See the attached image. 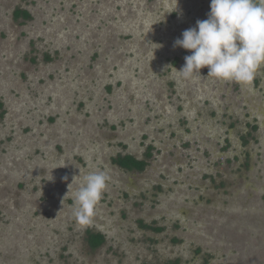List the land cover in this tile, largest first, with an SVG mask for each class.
<instances>
[{
    "label": "rangeland",
    "instance_id": "374dc122",
    "mask_svg": "<svg viewBox=\"0 0 264 264\" xmlns=\"http://www.w3.org/2000/svg\"><path fill=\"white\" fill-rule=\"evenodd\" d=\"M210 3L0 0V264H264V66L248 84L178 71L174 42ZM125 154L150 165L123 174ZM92 172L107 184L82 224ZM144 185L162 202L145 187L131 217L119 194Z\"/></svg>",
    "mask_w": 264,
    "mask_h": 264
},
{
    "label": "clouds",
    "instance_id": "9594fccd",
    "mask_svg": "<svg viewBox=\"0 0 264 264\" xmlns=\"http://www.w3.org/2000/svg\"><path fill=\"white\" fill-rule=\"evenodd\" d=\"M190 50L178 70L184 78L207 66L222 81L248 84L264 66V0H211L208 18L182 32L174 47ZM107 176L92 172L75 193L74 216L87 224L106 189Z\"/></svg>",
    "mask_w": 264,
    "mask_h": 264
},
{
    "label": "flooded vegetation",
    "instance_id": "af4514ba",
    "mask_svg": "<svg viewBox=\"0 0 264 264\" xmlns=\"http://www.w3.org/2000/svg\"><path fill=\"white\" fill-rule=\"evenodd\" d=\"M152 147V146H151ZM153 149V148H152ZM125 155H127V154H125ZM129 155V154H128ZM131 155V154H130ZM124 156V155H123ZM131 156H133V155H131ZM244 156H246V153L244 154ZM134 158H136V159H138V160H143L145 163H144V166H143V168L142 169H129V168H125V167H122V166H120V165H118L117 163H115V165H117V167L122 171V173L123 174H125V173H131V172H138L139 174H142L143 172H145L146 171V168L150 165V162H148L146 159H141V158H138V157H135V156H133ZM141 178H143V177H141ZM212 179H214V177H212ZM127 180H128V182H129V186L130 185H132L133 187H135V185H134V178H132V180H130L129 179V177H127ZM214 181V180H213ZM143 183H144V181H143ZM212 183V182H211ZM209 186V185H208ZM208 186H206V187H208ZM132 187V188H133ZM145 187H147V185H144V187L142 186L141 188H138V190H140V192H138V190H137V192L136 193H134V195H130V193L129 192H126L127 193V196H125L124 195V193L122 192V193H120L119 195L121 196L120 197V199L118 198V200H117V203H118V205H124V208H125V210H126V212H130V214H131V217H134V216H136V211H137V206L141 203V202H143L144 201V197L146 196V194H145V192L143 191V189L145 188ZM153 186H148L147 187V193H150V198H152V200L153 201H148L149 203H150V208H151V210L154 208H157L158 206H157V204L158 203H156V200H157V197H159V200H160V202H162L161 201V199H160V196H161V194H165V193H161V190H162V187L161 186H155V187H153ZM200 187V186H199ZM198 187V188H199ZM202 187H203V185H202ZM221 188V187H220ZM217 189V188H216ZM149 195V194H148ZM129 198V197H132V199H133V201L134 200H136V202H135V204H130L132 201H130V203H128L127 202V204H126V202L124 203V202H122V200H124V199H126V198ZM200 199H204V196H203V194L201 195V197H200ZM198 202H200L201 200H199V199H196ZM209 200H211V198H209ZM120 209V208H119ZM113 215V214H112ZM111 216V215H110ZM133 224L134 225H136V226H138V229L140 230V231H142V232H144V233H146V232H151V233H156V234H159V233H161L162 231H163V229L161 228V226H154V224H152V223H144V222H142V220L139 222V220H137V221H134L133 220ZM88 233H94V234H101L102 236H103V242L99 245V246H96V247H94V248H99V247H102L103 245H104V243L106 242V238H105V234L102 232V231H100V230H96V231H90V232H88ZM88 236V235H87ZM147 241H149V240H147ZM86 243H87V246H90L89 245V242H88V240H86ZM157 243V248H158V245H159V243H158V241L156 242L155 241V244ZM91 247V246H90ZM93 248V247H92ZM144 250V254H146L147 255V257L148 256H150V252H149V249H143ZM209 263V261L207 262V264ZM166 264H182L181 263V261L179 260V259H173V260H171V261H169V262H167Z\"/></svg>",
    "mask_w": 264,
    "mask_h": 264
},
{
    "label": "trees",
    "instance_id": "16d2710c",
    "mask_svg": "<svg viewBox=\"0 0 264 264\" xmlns=\"http://www.w3.org/2000/svg\"><path fill=\"white\" fill-rule=\"evenodd\" d=\"M15 17L22 16L23 18H29L30 15L27 10L16 8L14 11ZM115 162L125 168L129 169H142L144 166L143 160H138L131 155L118 156ZM87 240L91 247L99 246L103 242V236L101 234L88 233Z\"/></svg>",
    "mask_w": 264,
    "mask_h": 264
}]
</instances>
